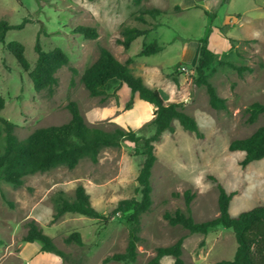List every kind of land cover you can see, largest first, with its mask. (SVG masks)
I'll return each mask as SVG.
<instances>
[{
    "label": "rangeland",
    "instance_id": "1",
    "mask_svg": "<svg viewBox=\"0 0 264 264\" xmlns=\"http://www.w3.org/2000/svg\"><path fill=\"white\" fill-rule=\"evenodd\" d=\"M143 8L161 13L155 18L143 17L142 23L137 17ZM0 20L11 25L25 21L21 30L6 33L5 44L21 43L30 68L36 60L37 40L43 51L59 48L69 59V65L55 73L53 92H36L28 73L5 44H0V118L15 126L19 140L38 128L67 123L69 101L77 104L88 127L108 132L132 130L144 138L153 134V107L125 86L110 84L102 101L90 97L81 84L83 72L97 60L101 47L121 63L131 59L128 67L134 76L158 90L165 104H180L195 120L200 138L173 121L172 130L154 144L152 204L141 217V241L132 264H147L156 248L170 246L182 236L184 264L232 260L237 244L231 230L218 226L207 235L189 234L170 226L163 214L184 210L183 194L190 191L195 222L217 217L218 189L210 176L226 192H235L229 206L231 216L264 204V158L241 167L243 152L228 150L232 141L245 139L264 126V114L250 124L245 113L253 103L264 104V0H142L139 5L132 0H0ZM79 26L95 29L97 37L88 39L76 33ZM126 27L148 31L128 50L117 43ZM202 40L217 60L251 69L238 75L232 68L216 64L207 72L216 94L226 100V110L212 109L205 88L194 83ZM152 44L161 51L139 55ZM3 139L1 130L0 149ZM141 161L140 145L124 141L118 147L101 149L96 163L84 159L71 170L58 167L36 173L18 188L0 180V264H103L105 257L122 253L129 226L115 208L134 196ZM78 186L84 187L92 206L107 222L69 213L52 221L56 196L73 199ZM29 221L37 224L63 256L23 241ZM73 233L80 235L81 246L65 243ZM172 263L171 257L159 262Z\"/></svg>",
    "mask_w": 264,
    "mask_h": 264
},
{
    "label": "trees",
    "instance_id": "2",
    "mask_svg": "<svg viewBox=\"0 0 264 264\" xmlns=\"http://www.w3.org/2000/svg\"><path fill=\"white\" fill-rule=\"evenodd\" d=\"M141 1L132 0L134 5H139ZM160 13L158 9L143 8L137 20L144 23L143 17L155 18ZM24 24L25 21L11 25L0 20V44H5V36L8 31L21 30ZM75 32L88 39L97 37L96 30L89 27L79 26ZM147 33V30L126 27L121 31L122 39L117 40V43L128 50L134 40L147 35ZM199 44L198 58L194 67V83L197 87L205 88L212 109L226 110V100L216 94L215 88L208 81L207 72L216 64L226 65L235 70L238 75H242L244 71L251 72V69L219 61L216 55L209 50L205 40L199 41ZM5 47L16 60L18 66L28 73L36 92L46 90L52 93L57 85L56 71L69 65V59L61 49L43 51L38 40L34 45L36 60L32 68H30L25 57L24 47L21 43L10 41L5 44ZM159 51H161V47L152 44L145 47L139 55L148 56ZM131 62V59H127L125 63H121L108 49L101 47L97 60L85 69L80 82L90 97H101L102 101L105 100L107 97L106 90L110 84H115L117 88L125 86L131 94L137 96L138 100L152 106L154 112L150 123L154 132L148 138L137 136L132 130L118 128L108 132L99 128L88 127L74 101H69L66 106L70 114L67 123L38 128L23 140H19L14 134L15 126L12 123L0 118L2 127L0 131L2 130L4 133V145L0 149V180L15 188L20 187L26 177L36 173H45L58 167L71 170L84 159L96 163L98 154L103 148L118 147L124 141L133 145H140L142 161L136 177L137 186L134 196L120 201L115 208V211L122 215L129 226L127 246L122 253L105 257L102 260L103 264L110 262L132 264L136 262L137 246L141 241L139 236L140 220L142 215L150 211L152 204L151 175L156 160L154 144L160 140L165 131L172 130L171 123L173 121H177L182 129L194 133L198 138L201 137L195 120L182 110L180 104H165L158 90L149 88L142 83L139 77L132 74L128 67ZM71 71L76 73L72 68ZM2 108L3 100L0 98V111ZM245 113L247 114V122L252 124L259 115L264 114V104L253 103L245 108ZM228 150L230 152H243L241 167L263 159L264 126L257 128L245 139L232 141ZM210 179L217 184L218 189L217 217L195 222L190 209L194 195L190 191H185L183 194L184 210L176 209L172 213L164 212L163 219L170 226H179L189 234L207 235L218 226L231 230L237 244L235 253L232 260L221 261L219 264H264V204L233 217L229 213V206L235 192H226L215 178L210 176ZM54 203L53 222L68 213L107 222V217L94 209L83 186L76 188L73 199H67L62 194H58ZM26 227L24 242L38 243L42 251L59 257L63 256V253L57 249L53 241L43 233L34 221L27 222ZM184 239L182 236L170 246L156 248L155 256L147 264H159L163 257L173 258L172 264H184L181 258ZM64 241L66 244L82 245L78 233L71 234Z\"/></svg>",
    "mask_w": 264,
    "mask_h": 264
}]
</instances>
